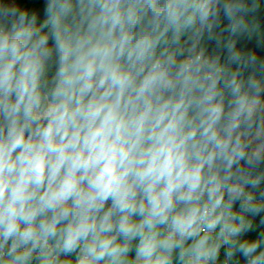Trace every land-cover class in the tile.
<instances>
[{"label":"clouds","instance_id":"1","mask_svg":"<svg viewBox=\"0 0 264 264\" xmlns=\"http://www.w3.org/2000/svg\"><path fill=\"white\" fill-rule=\"evenodd\" d=\"M0 264H264V0H0Z\"/></svg>","mask_w":264,"mask_h":264}]
</instances>
